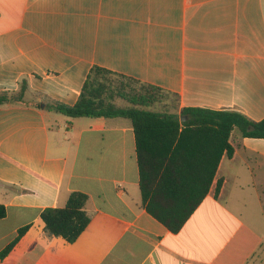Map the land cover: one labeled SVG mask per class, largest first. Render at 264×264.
<instances>
[{
	"label": "crops",
	"instance_id": "obj_1",
	"mask_svg": "<svg viewBox=\"0 0 264 264\" xmlns=\"http://www.w3.org/2000/svg\"><path fill=\"white\" fill-rule=\"evenodd\" d=\"M99 66L167 93L159 105L264 120V0H0V264H258L264 246V138L231 139L209 193L178 232L142 203L127 118H72ZM222 182L219 193L216 188ZM88 195L74 243L41 214ZM28 227L13 249L3 251Z\"/></svg>",
	"mask_w": 264,
	"mask_h": 264
},
{
	"label": "trees",
	"instance_id": "obj_2",
	"mask_svg": "<svg viewBox=\"0 0 264 264\" xmlns=\"http://www.w3.org/2000/svg\"><path fill=\"white\" fill-rule=\"evenodd\" d=\"M113 77L123 81L116 85ZM124 80L140 88L129 91L130 86ZM26 88L24 85L16 95L1 93L0 105L21 103ZM166 94L154 85L95 66L76 104L56 103L49 108L72 118L130 119L136 135L142 203L170 231L178 232L209 193L223 155L233 156L234 132L238 130L243 137L264 138V120L256 122L237 111L201 107L185 108L181 115L153 110ZM118 98L130 105H117ZM183 116L188 119L183 121ZM221 185L219 182L216 194ZM87 202V194L74 192L65 207L45 209L41 214L45 234L61 237L68 243L76 242L91 222ZM6 214V208L0 205V219ZM27 229L19 232L2 257L13 249Z\"/></svg>",
	"mask_w": 264,
	"mask_h": 264
},
{
	"label": "rangeland",
	"instance_id": "obj_3",
	"mask_svg": "<svg viewBox=\"0 0 264 264\" xmlns=\"http://www.w3.org/2000/svg\"><path fill=\"white\" fill-rule=\"evenodd\" d=\"M113 78H115L116 85L120 84V82L123 81L122 78H118V77H113ZM124 82L127 83V84L130 86V87L127 89V90H129V91L131 90V88H136V89H139V88H140L139 85L134 84V83H132V82H129V81H126V80H124ZM167 98H168V96H167V94H166V97L163 99V101L156 103V104L152 107V109H158L159 111H165V107H161L159 104L165 102V101L167 100ZM115 103H116L117 105H119V106H123V107H127V106L130 105L127 101H125V100H123V99H120V98L116 99V100H115ZM253 261L256 262V263H258V264H264V246H262L260 252H259L258 255L256 256V258H254Z\"/></svg>",
	"mask_w": 264,
	"mask_h": 264
},
{
	"label": "water",
	"instance_id": "obj_4",
	"mask_svg": "<svg viewBox=\"0 0 264 264\" xmlns=\"http://www.w3.org/2000/svg\"><path fill=\"white\" fill-rule=\"evenodd\" d=\"M187 119H188L187 116H183V117H182V120H183V121H185V120H187Z\"/></svg>",
	"mask_w": 264,
	"mask_h": 264
}]
</instances>
